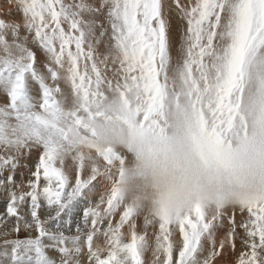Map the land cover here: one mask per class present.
<instances>
[{
	"label": "snow or ice",
	"instance_id": "obj_1",
	"mask_svg": "<svg viewBox=\"0 0 264 264\" xmlns=\"http://www.w3.org/2000/svg\"><path fill=\"white\" fill-rule=\"evenodd\" d=\"M0 92L12 264H264V0H7Z\"/></svg>",
	"mask_w": 264,
	"mask_h": 264
},
{
	"label": "rangeland",
	"instance_id": "obj_2",
	"mask_svg": "<svg viewBox=\"0 0 264 264\" xmlns=\"http://www.w3.org/2000/svg\"><path fill=\"white\" fill-rule=\"evenodd\" d=\"M7 3V0H0V10L3 9L4 4ZM9 19L15 18L18 19V16H13V17H6ZM35 51L37 53V57L40 61L44 60V54L39 48H35ZM0 95H3L2 92H0ZM12 248V245H4L2 242H0V264H12V259H13V254L9 250ZM5 255V256H4ZM51 255L53 258L58 260V257L56 256L55 252H52ZM57 257V258H56Z\"/></svg>",
	"mask_w": 264,
	"mask_h": 264
},
{
	"label": "bare ground",
	"instance_id": "obj_3",
	"mask_svg": "<svg viewBox=\"0 0 264 264\" xmlns=\"http://www.w3.org/2000/svg\"><path fill=\"white\" fill-rule=\"evenodd\" d=\"M0 211H3V204L2 203H0ZM140 223L142 224V218H141V221H140ZM0 242H2V241H0ZM101 243L103 242L102 241V238H101V241H100ZM11 252H12V248L11 249H9ZM5 256V255H4ZM57 258V257H56Z\"/></svg>",
	"mask_w": 264,
	"mask_h": 264
}]
</instances>
